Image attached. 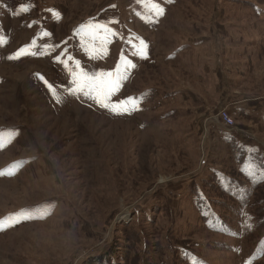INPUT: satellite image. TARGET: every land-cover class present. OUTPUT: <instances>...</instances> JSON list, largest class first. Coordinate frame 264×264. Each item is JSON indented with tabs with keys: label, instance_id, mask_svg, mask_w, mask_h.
Segmentation results:
<instances>
[{
	"label": "rangeland",
	"instance_id": "rangeland-1",
	"mask_svg": "<svg viewBox=\"0 0 264 264\" xmlns=\"http://www.w3.org/2000/svg\"><path fill=\"white\" fill-rule=\"evenodd\" d=\"M0 264H264V0H0Z\"/></svg>",
	"mask_w": 264,
	"mask_h": 264
},
{
	"label": "snow or ice",
	"instance_id": "snow-or-ice-1",
	"mask_svg": "<svg viewBox=\"0 0 264 264\" xmlns=\"http://www.w3.org/2000/svg\"><path fill=\"white\" fill-rule=\"evenodd\" d=\"M23 11H28V7H24L22 9ZM53 12V15L56 19H59V13L55 12L54 10H49ZM157 13L163 14V9L159 8L157 6L156 8ZM100 27L107 28L106 25H101ZM23 54V50H20L17 53V56ZM141 55L144 54V45L143 42L141 43L140 47V53ZM59 59V57H57ZM66 63V62H65ZM47 83V82H46ZM74 83L76 84V87L73 89H70V92L72 94L76 93H83L84 95H92L95 93V95L92 96L93 99L97 101L102 107L105 108H111L112 111L116 112L117 114H123L130 111L128 107L127 101H121L118 105H112L109 103L110 96L112 93L119 88L120 86V78H110L107 81L99 80L97 82L96 77H83V78H77V80H74ZM49 89L53 91V95L57 98V102H60L61 98L57 95L55 89L52 88V85L49 84ZM135 98L129 97L128 100H134ZM136 107L135 104L132 105V108L134 109Z\"/></svg>",
	"mask_w": 264,
	"mask_h": 264
},
{
	"label": "built area",
	"instance_id": "built-area-1",
	"mask_svg": "<svg viewBox=\"0 0 264 264\" xmlns=\"http://www.w3.org/2000/svg\"><path fill=\"white\" fill-rule=\"evenodd\" d=\"M218 121L224 127H232L234 125V120L230 117L229 113L226 110H221L217 113Z\"/></svg>",
	"mask_w": 264,
	"mask_h": 264
},
{
	"label": "bare ground",
	"instance_id": "bare-ground-1",
	"mask_svg": "<svg viewBox=\"0 0 264 264\" xmlns=\"http://www.w3.org/2000/svg\"><path fill=\"white\" fill-rule=\"evenodd\" d=\"M103 108V107H102ZM98 109V108H97ZM98 110H100V109H98ZM104 110V109H103ZM108 112V111H107ZM60 184V183H59Z\"/></svg>",
	"mask_w": 264,
	"mask_h": 264
}]
</instances>
